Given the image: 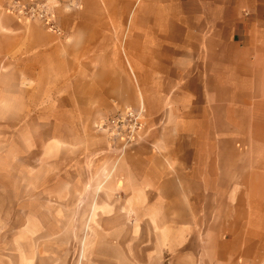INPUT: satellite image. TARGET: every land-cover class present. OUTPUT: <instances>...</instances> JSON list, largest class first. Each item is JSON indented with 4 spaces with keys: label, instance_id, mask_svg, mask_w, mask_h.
<instances>
[{
    "label": "crops",
    "instance_id": "0c3cea01",
    "mask_svg": "<svg viewBox=\"0 0 264 264\" xmlns=\"http://www.w3.org/2000/svg\"><path fill=\"white\" fill-rule=\"evenodd\" d=\"M33 3L0 0L1 110L16 111L8 107L20 98L25 112L48 114L42 168L26 174L40 184L25 192L41 194L33 201L72 194L70 207L89 211L72 223L117 242L127 253L117 264L135 242L144 264H264V0ZM139 99L160 106L120 150L94 126ZM212 156H233L238 176H248V200L233 202V239L219 244L233 243L232 252L210 254V226L220 222L204 217V204L196 213L188 189L196 182L210 192L208 168L197 170Z\"/></svg>",
    "mask_w": 264,
    "mask_h": 264
},
{
    "label": "rangeland",
    "instance_id": "374dc122",
    "mask_svg": "<svg viewBox=\"0 0 264 264\" xmlns=\"http://www.w3.org/2000/svg\"><path fill=\"white\" fill-rule=\"evenodd\" d=\"M59 3L61 0H34L31 7L42 9L45 5L48 7ZM19 99L12 101V105L8 107L16 111H3L1 109L5 108L7 101L0 97V264H117L113 258L120 259L121 255L127 254L125 250L116 246L117 242L97 232L92 234L91 239L87 224L72 223L74 218L77 222H83L89 213L84 207L81 209L70 207L73 203L72 194H59V197H65L63 201H57L55 194L44 195L42 201L40 199L33 201L41 194L25 192L27 184H40L39 175H34L32 179L26 174L28 170L30 172L31 169L42 168L39 143L42 133L48 130H43L39 123L45 120L48 114L40 111L25 112L26 107ZM29 99L33 100L32 97ZM45 104L46 102L41 101L38 107ZM159 106L158 99H151L150 103L144 99L142 104L139 99L135 107L131 104L123 108L116 107L96 121L95 130L107 136L111 144L120 143V150H126L136 144L142 131L146 129L149 112L158 110ZM129 114L138 115V120H133ZM119 115L127 116V120L120 123L119 128L115 125L112 128L105 127L106 130L101 128L107 118ZM218 158L217 161L216 157L212 156L209 165L206 161H201L198 165L199 174L206 172L208 168L205 179L210 192L200 193V187L196 182H191L188 189L192 194L196 213L203 210L206 205L205 214L202 211L204 217H210V220L217 217L222 226L219 225L218 230L210 226L209 250L220 246L221 250L232 252L233 243L225 246L219 244L221 241L233 239L235 226L233 228L232 218L238 216L233 209V202L248 200L246 191L248 176L245 180L238 176L239 171L238 167L234 168L233 156ZM198 159L201 160V157ZM241 172L243 173V169ZM245 172H248V169ZM77 198V201H89L88 195L79 194ZM261 199L264 202V197ZM44 202L47 207L44 206ZM201 205L204 207L201 208ZM16 206L20 207L14 210ZM241 212L243 214V211ZM26 215L37 217L36 222L22 223ZM57 216L64 220V224L56 223ZM257 216H264V209H258ZM199 241V239L194 241V247H199ZM138 244L139 242H135V247L128 252L125 264H144L145 260L139 252Z\"/></svg>",
    "mask_w": 264,
    "mask_h": 264
},
{
    "label": "built area",
    "instance_id": "2783aa9c",
    "mask_svg": "<svg viewBox=\"0 0 264 264\" xmlns=\"http://www.w3.org/2000/svg\"><path fill=\"white\" fill-rule=\"evenodd\" d=\"M38 15L40 17H43V13H38ZM131 116V118L133 120H138V115H134V114H129ZM127 120V116H123V115H119V116H116V117H109L107 118L105 121L106 122H103L104 123V126L101 127L102 129L106 130L105 127H110L112 128L114 125L117 126V128H119V125L120 123H122L123 121Z\"/></svg>",
    "mask_w": 264,
    "mask_h": 264
}]
</instances>
